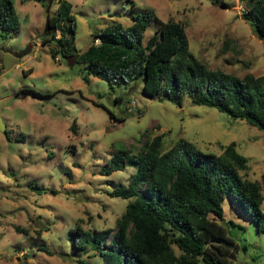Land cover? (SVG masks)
Instances as JSON below:
<instances>
[{
	"label": "rangeland",
	"instance_id": "374dc122",
	"mask_svg": "<svg viewBox=\"0 0 264 264\" xmlns=\"http://www.w3.org/2000/svg\"><path fill=\"white\" fill-rule=\"evenodd\" d=\"M68 1L78 52L94 29L112 20L128 25L133 14L153 8L159 19L183 24L189 49L209 68L264 73V39L241 18L243 0ZM13 2L18 25L5 35L0 28V264H78L77 258L105 264L94 247L75 249L70 230L115 227L130 198L109 191L128 183L134 171L129 155L158 134L164 148L184 137L213 153L235 141L248 157L241 173L261 184L264 210L263 129L187 96L178 105L147 95L141 80L110 84L90 73L84 80L85 63L62 51L54 58V40L42 41L47 13L58 2ZM157 24L154 19L146 28L145 44ZM120 149H129L123 166L107 172ZM223 207V221L239 243L234 264H264V230L228 197Z\"/></svg>",
	"mask_w": 264,
	"mask_h": 264
},
{
	"label": "trees",
	"instance_id": "16d2710c",
	"mask_svg": "<svg viewBox=\"0 0 264 264\" xmlns=\"http://www.w3.org/2000/svg\"><path fill=\"white\" fill-rule=\"evenodd\" d=\"M56 1V11L47 13L42 41L54 40V58L62 51L85 63L84 80L88 73L110 84L141 80L147 95L160 94L178 105L187 96L193 103L215 107L264 130V73L239 76L209 68L189 49L183 24L159 19L153 8L133 14L128 25L112 20L94 29L88 46L78 52L71 3ZM243 1L241 18L264 39V0ZM154 19L158 24L145 44L144 32ZM17 25L13 0H0L2 35ZM127 151H115L106 171L121 168ZM129 161L134 171L128 183L109 191L130 198L115 227L98 232L76 226L70 230L75 249L90 245L105 264H234L239 243L223 221L225 197L254 220L259 231L264 230L262 187L241 173L248 167V157L235 141L213 153L184 137L164 148L158 134L130 154ZM76 261L92 264L83 258Z\"/></svg>",
	"mask_w": 264,
	"mask_h": 264
},
{
	"label": "water",
	"instance_id": "95a60500",
	"mask_svg": "<svg viewBox=\"0 0 264 264\" xmlns=\"http://www.w3.org/2000/svg\"><path fill=\"white\" fill-rule=\"evenodd\" d=\"M30 49V45H27L24 49H23V53H27ZM5 129V123L3 122L2 118L0 117V130H4ZM22 258H25V255H22Z\"/></svg>",
	"mask_w": 264,
	"mask_h": 264
}]
</instances>
